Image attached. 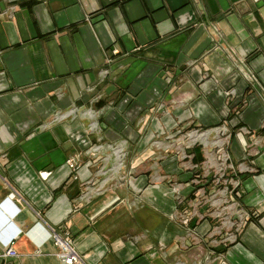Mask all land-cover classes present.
Instances as JSON below:
<instances>
[{
  "label": "crops",
  "instance_id": "obj_1",
  "mask_svg": "<svg viewBox=\"0 0 264 264\" xmlns=\"http://www.w3.org/2000/svg\"><path fill=\"white\" fill-rule=\"evenodd\" d=\"M219 123L229 192L178 209L163 136ZM52 229L84 264H264V0H0V264H64Z\"/></svg>",
  "mask_w": 264,
  "mask_h": 264
},
{
  "label": "rangeland",
  "instance_id": "obj_2",
  "mask_svg": "<svg viewBox=\"0 0 264 264\" xmlns=\"http://www.w3.org/2000/svg\"><path fill=\"white\" fill-rule=\"evenodd\" d=\"M228 129L229 130H227L224 124L219 123L209 126L208 128L192 130L187 133H178L175 136L164 134L162 142L168 145H170L173 138L176 139L182 135H184L185 138L183 139L184 142L182 144L176 143L171 147H166V145L161 146L160 161L162 162V171L179 173L191 172L194 175H199L198 177L191 178L195 179L194 182H191V179L188 181H177V184L179 185L191 183L193 188L190 193H182L184 188H181V190L178 191L176 195L177 201L179 202L178 209H183L187 205L188 209H190L189 211H193L194 208H197L199 211L201 205L194 207L195 205L189 206L185 203L186 199L191 197V194L193 198L198 197L199 202H202L205 198L209 199V201H217L221 198V192L218 193V191H222L225 187L232 185L227 179L232 176L228 175V172H230L229 163L231 156L227 151L229 143L231 142V131L230 128ZM165 135H167L166 138ZM193 149L195 152L201 151L204 156V160L198 162L197 165H194L191 161L192 159L189 157V154H191L190 151H193ZM183 194H185V196ZM216 208V205L210 206V213L216 211ZM9 212L11 213L10 218H12V222L17 224L14 219L15 215L13 211L10 210ZM236 223L237 221L231 219L230 228L227 230V233L231 234L234 232Z\"/></svg>",
  "mask_w": 264,
  "mask_h": 264
},
{
  "label": "built area",
  "instance_id": "obj_3",
  "mask_svg": "<svg viewBox=\"0 0 264 264\" xmlns=\"http://www.w3.org/2000/svg\"><path fill=\"white\" fill-rule=\"evenodd\" d=\"M68 162L70 164V167L73 168L74 170L78 168V166L76 165L74 161L69 160ZM229 189H230L229 186L224 188L227 194L229 192ZM50 235L53 237L56 245H58L59 247L58 255L64 264H84L85 263L84 260L80 257L79 253L77 252L74 246L73 238L69 233L60 234L59 232L52 229V231L50 232ZM5 254L9 256L17 255V251L14 248L13 244L10 243V245L6 247Z\"/></svg>",
  "mask_w": 264,
  "mask_h": 264
},
{
  "label": "trees",
  "instance_id": "obj_4",
  "mask_svg": "<svg viewBox=\"0 0 264 264\" xmlns=\"http://www.w3.org/2000/svg\"><path fill=\"white\" fill-rule=\"evenodd\" d=\"M191 152L194 153V158L196 160V163L202 162L204 160V156L201 151L195 152V150L193 149V151Z\"/></svg>",
  "mask_w": 264,
  "mask_h": 264
}]
</instances>
